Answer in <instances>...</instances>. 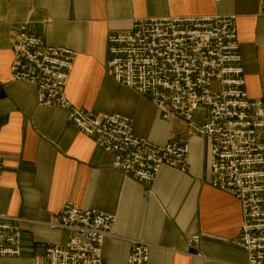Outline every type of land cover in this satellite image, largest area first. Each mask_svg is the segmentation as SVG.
Listing matches in <instances>:
<instances>
[{
  "label": "crops",
  "instance_id": "obj_1",
  "mask_svg": "<svg viewBox=\"0 0 264 264\" xmlns=\"http://www.w3.org/2000/svg\"><path fill=\"white\" fill-rule=\"evenodd\" d=\"M211 15L236 17L245 89L264 103V0H0V215L24 221L21 256L0 264H48L46 250L69 236L48 224L68 202L116 216L118 238L105 241L104 264H127L129 240L153 246L151 264H247L232 245L243 223L240 204L210 184V140L190 139L186 174L164 167L154 184H141L116 170L113 155L80 134L66 110L39 107L36 87L12 81L10 72L26 23L46 46L78 54L65 89L74 107L127 116L137 137L163 146L185 139L187 124L164 121L156 106L107 75L108 37L137 19ZM193 236L200 241L191 247Z\"/></svg>",
  "mask_w": 264,
  "mask_h": 264
},
{
  "label": "built area",
  "instance_id": "obj_2",
  "mask_svg": "<svg viewBox=\"0 0 264 264\" xmlns=\"http://www.w3.org/2000/svg\"><path fill=\"white\" fill-rule=\"evenodd\" d=\"M16 36L12 81L36 87L39 107L66 110L80 134L113 155V167L124 177L152 185L164 167L186 174L190 139L210 140V184L233 196L242 211L232 245L246 253L247 264H264V103L251 100L245 89L236 17L137 19L130 31L108 37L107 75L156 106L164 121L187 124L185 139L163 146L137 137L127 116L94 115L72 105L65 89L76 52L46 46L26 23ZM199 111L202 122L195 119ZM3 169L0 156V189ZM58 213L48 227L69 236L64 246L46 250L48 264H104L105 241L118 238L116 216L82 211L72 202ZM23 223L0 215V259L21 256ZM129 241L127 264H151L153 246ZM199 241L193 236L189 246Z\"/></svg>",
  "mask_w": 264,
  "mask_h": 264
}]
</instances>
